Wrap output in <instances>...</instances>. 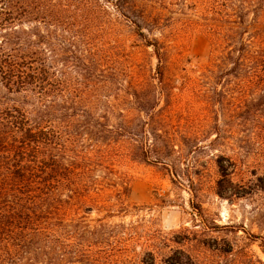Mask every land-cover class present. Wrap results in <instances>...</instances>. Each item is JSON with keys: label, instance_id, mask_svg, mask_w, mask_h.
Returning a JSON list of instances; mask_svg holds the SVG:
<instances>
[{"label": "rangeland", "instance_id": "374dc122", "mask_svg": "<svg viewBox=\"0 0 264 264\" xmlns=\"http://www.w3.org/2000/svg\"><path fill=\"white\" fill-rule=\"evenodd\" d=\"M168 1L166 33L154 35L179 54L174 67H209L214 61L211 42L204 31L187 26L190 17L184 14L194 6ZM107 10L98 20L104 29L95 34L104 43L107 21L114 28L116 19L119 27L126 23ZM116 36L113 44L120 55L122 30ZM142 44L134 38L130 48L141 74L119 78L110 97L126 115L117 118L125 136L108 132L107 124L113 123L100 119L103 112L90 121L85 114L90 110L83 113V106L74 108L80 121L73 125L61 118L64 112L53 115L58 119L47 115L46 120L56 122L44 124L58 127L77 151H91L94 161L107 155L115 165H91L96 184L88 206L74 205L64 223L53 219L54 237L43 233L44 209L38 200L0 205V259L5 260L0 264H264V108L254 113L239 108L238 102L254 92L246 88L247 80L178 70L160 79L152 49ZM74 57L68 51L54 57L59 78L78 80L81 89L97 87L89 94H101L99 106L104 108L109 94L105 79L76 73ZM35 101L30 91L0 84L2 106L22 107L36 116ZM123 127L138 134V140L145 134L151 143L147 157L133 156L135 146L142 145Z\"/></svg>", "mask_w": 264, "mask_h": 264}, {"label": "trees", "instance_id": "16d2710c", "mask_svg": "<svg viewBox=\"0 0 264 264\" xmlns=\"http://www.w3.org/2000/svg\"><path fill=\"white\" fill-rule=\"evenodd\" d=\"M178 1L180 4H172L182 5L183 8L189 4L194 6L192 13H184L194 18L187 19V26L204 31L211 42L214 61L203 70L174 67L181 61L179 54L173 52L166 41L154 35L156 32L161 35L166 33L164 21L169 11L166 5L171 1L0 0V84L15 88L17 92H32L37 112L35 116L22 107H5L0 103V205L38 200L44 209L45 237L56 235V230L51 227L53 219L64 223L74 205L83 203L88 206L90 189L96 184L91 180L93 176L90 174L95 169L91 165L102 162L112 167L115 161L107 155L94 161L91 151H77L69 139H64L58 127L44 124L56 122L58 118L53 115L64 112L61 118H66L67 124L73 125L80 121V115L75 113L74 108L83 106L86 108L83 113L90 110L92 114L85 113L90 121L103 112L100 119L113 123L107 124L108 132L118 137L125 136L123 132L121 134L122 127L117 118H125L126 115L118 108L119 105L110 101V97L119 78L141 74L130 49L134 38L141 40L146 49H152L160 79L178 70L180 73L203 72L213 77L247 80L246 88L254 92L238 102L239 108L249 112L252 109L253 113L264 108V95H261L264 93V0ZM110 8L126 23L119 27L122 24L116 19L118 26L115 28L108 26L110 22L105 23L109 34L105 43L111 46L107 48L101 36L95 34L103 31L98 20L101 14H108L107 9ZM31 22L35 24L32 27L28 25ZM78 26L85 28V37H82L83 29L73 31L72 27ZM119 29L124 35L118 47L120 55L115 53L113 44L117 42L116 31ZM78 37L83 40H78ZM90 40H98V44L92 45ZM77 43H83V49ZM89 45L91 51L87 50ZM59 51H68L75 56L79 65L75 64L72 69H77L76 73L82 76L83 72L89 74L87 78L105 79L104 89L109 94L106 95L104 108L99 106L101 94H89L97 87L93 90L88 86L87 90L81 89L78 80L71 83L59 78L61 70L54 61ZM46 52L53 55L48 58ZM82 60H87V63ZM116 90L122 91L121 88ZM82 102L91 107L82 105ZM47 115L56 119H48V122ZM123 131L142 145V148L135 146L133 156L142 154L147 157L151 143L145 134L138 140V134L128 132L125 127ZM158 159L164 160L161 157ZM220 168L226 169L221 165ZM0 260L5 261L2 257Z\"/></svg>", "mask_w": 264, "mask_h": 264}]
</instances>
